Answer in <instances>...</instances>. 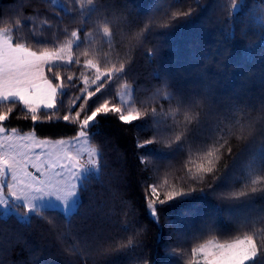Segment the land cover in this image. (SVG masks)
<instances>
[{"label":"snow or ice","instance_id":"snow-or-ice-1","mask_svg":"<svg viewBox=\"0 0 264 264\" xmlns=\"http://www.w3.org/2000/svg\"><path fill=\"white\" fill-rule=\"evenodd\" d=\"M45 2L57 10L61 22L60 11L66 14L73 11L65 6L67 3L79 6L75 11L81 19L86 13L89 18L95 16L94 31L100 39L82 41L79 29L69 33L64 28L65 39L53 43L47 38L41 40L42 31L32 23L28 24V29L36 38L25 39L20 30L29 17H17L10 26L0 27V220L6 222L13 217L22 226L30 227L36 218L46 221L50 230L55 231L52 217L59 210L61 218L70 225L71 218L83 206L89 184L93 180L100 182L106 167L101 163L103 151L94 143L99 133L91 129L98 128L99 119L112 115L123 125L143 126L151 132L148 139L137 137L138 149L158 144L168 150L162 158L154 155L139 157L145 170L150 168L154 177L144 187L145 207L154 223L159 224L160 212L165 206L182 202L196 193H211L218 201L217 211L227 212L229 220L236 225L234 233L224 236L216 232L214 218H210L212 222L206 224V239L194 244L190 251L172 247L170 254L182 258L183 264H261L264 261V214L253 215L248 206L257 194H264V104L257 115H252L248 106L237 105L222 115L219 110L213 112L216 101L209 104L212 93L207 86L203 93L186 96L175 89L167 75L157 72L155 78L161 81L160 85L150 97L137 100L135 89L127 81L132 50L142 47L149 37L167 35L175 27L195 19L205 7L202 0H154L135 28L125 10L113 0ZM227 10L229 22L221 29V34L225 39H235L232 18L241 11V3L229 0ZM253 16L261 21L260 31L264 33V10L259 17ZM44 26L51 28V21L43 20L39 27ZM92 35V32L86 33V36ZM117 36L127 42L128 53L113 62L108 56L109 52L115 51ZM239 39L246 50L256 43L249 39L245 29H241ZM97 43L106 45L109 51L101 52L95 47ZM259 44V51L264 53V38ZM146 55L149 59L155 58L159 49L150 47ZM81 56L85 57L82 67L94 73V77L83 72L76 77L77 80L82 78L85 87L61 115L60 109L65 107L63 98L77 84L73 82L74 74L63 77L59 69L80 65ZM90 56L95 59L88 58ZM215 56L222 57L223 53L218 50ZM217 63H220L219 59ZM107 84L116 86L115 94L99 99L96 106L90 108L88 101L101 93ZM80 100L83 102L77 104ZM164 102H167V108ZM17 106H20L23 118L30 117L33 125L63 121L74 124L76 133L70 138L56 140L39 138L34 130L21 134L17 128H9L5 123ZM212 115L216 117L212 124L201 119ZM233 141L243 142L244 147L234 151ZM36 148L41 149L40 153H34ZM176 155H180V159L173 163L172 157ZM225 158L230 163L221 165ZM29 164L40 173L39 176L28 170ZM170 223L178 229L182 225L179 219ZM121 228L126 236L103 241L90 242L87 238L73 237L71 229L67 233H58L57 237L71 240L62 249L66 258L70 261L79 258L87 264L90 257L107 261L142 250L146 229L139 225L128 208L123 211ZM31 260L46 264L39 255L30 256ZM131 264H150V261L136 256Z\"/></svg>","mask_w":264,"mask_h":264},{"label":"trees","instance_id":"trees-1","mask_svg":"<svg viewBox=\"0 0 264 264\" xmlns=\"http://www.w3.org/2000/svg\"><path fill=\"white\" fill-rule=\"evenodd\" d=\"M113 2L125 10V15L135 28L149 12L154 0ZM202 3L205 7L195 19L175 27L167 35L149 37L142 47L137 46L132 50L133 59L127 69V81L135 89L136 99L144 100L160 85L161 81L155 78V74L159 72L162 76L167 75L175 89L186 96L194 97L203 93L206 86L209 87L212 93L209 104L216 101L212 106L213 112L219 110L223 115L231 106L237 105L248 106L252 115H257L264 104V53L259 51V40L264 38V33L260 31L261 21L254 18L253 14L259 17L261 10H264V0H238L241 11L232 18L235 39H225L221 34V29L227 27L229 22V0H202ZM65 6L73 11L71 14L60 11L59 17L63 18L61 22L56 15L57 10L45 0H0V27L10 26L17 17H29L30 20H25L24 27L20 30L25 39L36 38L28 29L29 23L42 31L43 35L39 37L41 40L47 38L53 43L65 39L66 34L62 31L64 28L69 33L79 29L82 41L100 39L94 31L95 16L89 18L86 13L81 19L75 11L79 7L77 4L67 3ZM45 19L51 21V28L39 27ZM241 29L247 30L249 39L256 42L250 50H246L239 39ZM87 32H92L93 35L86 36ZM53 33L56 34L55 37ZM116 40L115 51L109 52L108 56L113 62L128 53L127 42L122 41L119 36ZM95 47L101 52L109 51L106 45L101 46L99 43ZM150 47L159 49L157 57H147L146 52ZM218 50L223 53L222 57L215 56ZM88 58L95 59V56ZM84 59L85 57H80V65L73 64L59 69L63 77L74 74L73 82L77 84L63 98L65 107L60 109L61 115L65 114L71 100L80 95V89L85 87L82 78L77 80L76 77H80L82 72L94 77V73L87 72L82 67ZM101 63H104L103 59ZM94 87L93 85L92 88ZM116 90V86L107 84L101 93L88 101V106L95 107L99 99L111 98ZM82 102L83 100L77 101V104ZM164 106L168 107L167 102H164ZM215 118V115L201 117L206 124H212ZM5 123L9 128L15 127L20 132L34 130L41 138H70L76 133L74 124L63 121L37 122L33 125L30 117L23 118L20 106H17ZM91 131L99 133L94 143L102 149L104 158L101 163L106 167L102 170L100 182L93 180L89 184V191L84 194L79 213L71 218L69 225L61 218L59 210H56L57 215L52 217L56 225L55 231L50 230L51 226L46 221L36 218H33L30 227L22 226L13 217L6 222L0 220V264H36L34 260L30 261V256L36 255L46 261V264H84L79 258L70 261L63 255L65 243L71 240L58 239L57 234L67 233L71 229L73 237L87 238L90 242L126 236L121 228L125 208L130 209L139 225L146 229L142 237V250L107 261L90 257L87 264H131L136 256L146 257L150 264H183L182 258L170 254V249L176 247L190 251L194 244L206 239V224L212 222L210 218H214L217 233L227 236L235 232V223L229 220L227 212L217 211L218 201L211 193H196L182 202L165 206L160 212L159 224L154 223L148 216L144 202V187L154 177L150 168L145 170L139 157L154 155L162 158L168 150L158 144L138 149L137 137L141 140L148 139L151 132L146 131L143 126L123 125L112 115L99 119L98 128ZM232 147L234 151H238L244 147V143L233 141ZM179 159L180 155L172 157L173 163ZM224 163H230V160L225 158L221 165ZM248 208L253 215L264 214V194H257ZM177 219L182 221L179 229L174 223H170Z\"/></svg>","mask_w":264,"mask_h":264},{"label":"rangeland","instance_id":"rangeland-1","mask_svg":"<svg viewBox=\"0 0 264 264\" xmlns=\"http://www.w3.org/2000/svg\"><path fill=\"white\" fill-rule=\"evenodd\" d=\"M19 132H20V131H19ZM20 133L23 134V133H26V132H20ZM35 135H36L37 137H39L36 133H35ZM39 138H41V137H39ZM48 139L56 140V139H60V138H48ZM65 139H67V138H65ZM33 151H34V153H37V154H38V153H40L41 149L36 148V149H34ZM42 159H43V157H42ZM45 166H46V165H45ZM28 170H29L30 172H33V174L36 175V176H39V175H40V173L36 172V170H35L34 168H32L31 164H29V166H28Z\"/></svg>","mask_w":264,"mask_h":264}]
</instances>
